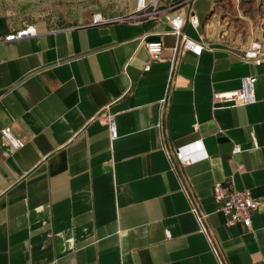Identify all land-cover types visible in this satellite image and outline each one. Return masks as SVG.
Wrapping results in <instances>:
<instances>
[{
    "label": "crops",
    "instance_id": "crops-1",
    "mask_svg": "<svg viewBox=\"0 0 264 264\" xmlns=\"http://www.w3.org/2000/svg\"><path fill=\"white\" fill-rule=\"evenodd\" d=\"M199 1L170 14L202 53L174 57L169 23L120 20L137 0H0V264H221L214 246L225 264H264V204L246 228L213 197L216 183L264 196V64L214 28V0L201 22ZM28 27L37 34L5 40ZM142 38L163 42L162 60ZM247 75L256 101L215 108ZM181 147L198 159L184 164Z\"/></svg>",
    "mask_w": 264,
    "mask_h": 264
},
{
    "label": "built area",
    "instance_id": "built-area-1",
    "mask_svg": "<svg viewBox=\"0 0 264 264\" xmlns=\"http://www.w3.org/2000/svg\"><path fill=\"white\" fill-rule=\"evenodd\" d=\"M189 1L190 0H183L182 2L169 7H162L160 5V0H137L135 11L127 14L125 17H121L120 20L135 24L150 20L165 21L169 23L171 27L170 32H172L177 38L176 43L173 46L174 57H178L188 51L193 54L200 55L204 48V44L198 40L188 37L185 34L183 28L185 22L187 21L186 17L181 14L174 16L170 14V10ZM188 20L195 28L199 27L200 20L196 13L193 12L189 14ZM106 21L107 19H105L101 13L93 15V24H102ZM36 34L37 32L33 27H28L27 29L19 30L8 35L5 40H21L26 37L35 36ZM141 44L146 47L152 59L162 60L161 54L164 48L162 41H150L146 38H142ZM241 59L245 61H252L256 65L264 64V43L261 40L254 39L250 43L249 47L243 51ZM149 68L150 66L148 65L146 69ZM255 101L256 95L254 78L252 75H247L242 78L240 88L217 92L214 95L213 103L216 108L217 105L226 104L231 107L237 105L246 106L253 104ZM104 121L109 126L111 137L115 138L117 132L114 118L112 116H106ZM194 130H198L197 125L194 126ZM1 134L15 150L21 149L26 145L25 139L15 135L11 126H5L2 128ZM255 145H257L256 142ZM240 151H242L241 146H235L234 153H238ZM176 157L184 164H189L195 159H198L187 157L184 147L177 149ZM213 197L217 203L216 210L226 216L228 225L239 223L246 228H250L252 226L253 213L264 204V196L261 198L255 197L251 189H236L234 187L228 188L221 183H216L213 186ZM193 211L197 215L201 231L209 234V227L207 225L208 214L201 212L197 206L193 207ZM214 251L220 258V263L225 264L216 246H214Z\"/></svg>",
    "mask_w": 264,
    "mask_h": 264
},
{
    "label": "rangeland",
    "instance_id": "rangeland-1",
    "mask_svg": "<svg viewBox=\"0 0 264 264\" xmlns=\"http://www.w3.org/2000/svg\"><path fill=\"white\" fill-rule=\"evenodd\" d=\"M201 22L210 14L207 0H200L196 6ZM221 35L237 41L264 43V0H214L209 17Z\"/></svg>",
    "mask_w": 264,
    "mask_h": 264
}]
</instances>
